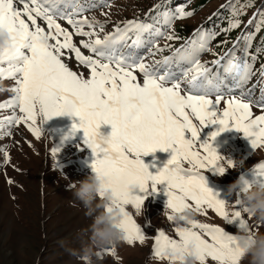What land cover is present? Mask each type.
<instances>
[{
    "label": "snow or ice",
    "instance_id": "1",
    "mask_svg": "<svg viewBox=\"0 0 264 264\" xmlns=\"http://www.w3.org/2000/svg\"><path fill=\"white\" fill-rule=\"evenodd\" d=\"M167 2L164 0L154 10L164 8ZM252 6L251 0L240 7L232 6L234 19L225 31L239 28V17ZM94 7L97 5H88L86 0H0V30L6 31L11 41L10 49L0 55V77L12 78L16 85L11 89L14 97L0 104V110H13L9 117L0 120V127L23 124L40 139L46 120L74 116L79 124H73L72 131H83L84 143L95 157L92 171L107 181L102 188H110L121 205H130L139 214L146 197L130 194L129 185H138L141 192H148L151 185L155 192L157 185L166 184L167 209L182 211L191 206L201 215L212 210L227 224L239 221V228L247 229L240 193L232 203L235 210L229 215L226 202L207 187L204 173L213 169L224 175L235 168L236 161L218 155L212 146L221 132L234 130L242 133L253 149L264 148V114L254 115V107L264 113V93L253 101L251 92L232 96L230 91L242 88L254 74L264 85V64L255 73L257 55H250L254 35L238 37L233 48L218 55L209 66L201 63L200 55L211 51L209 45L215 32L200 28L180 48L173 49L169 43L161 47L159 38L171 42L179 37L140 19L126 20L106 33L104 23L85 15ZM192 15L178 8L175 12H161L158 19L167 29L173 20ZM38 20L44 22L47 30ZM248 24H255L257 32L264 29V11H258ZM74 36L80 37L78 43L73 42ZM141 48H146L147 53H140ZM238 49L241 55H237ZM166 50L172 55L151 64L145 62L148 56ZM256 51L264 54V47ZM73 55L78 65L87 69V77L69 66L67 61ZM185 64L187 68L183 67ZM185 83L187 88L183 87ZM17 108L22 115L16 114ZM102 124L111 125L107 138L99 135ZM210 125H218L219 131L201 143L200 132ZM157 150H171L173 155L163 169L152 175L142 157ZM58 151L52 148L54 158ZM252 173L256 177L252 183L241 176V192L264 185V163ZM124 215L121 227L127 243H143L141 227L127 212ZM167 219L172 221V216ZM175 231L179 239H170L164 231L157 234V258L163 259L164 252H175L193 243L200 264H206L208 258L216 264H240L236 236L227 234L224 228L195 221L190 229ZM110 254L114 255V250Z\"/></svg>",
    "mask_w": 264,
    "mask_h": 264
},
{
    "label": "rangeland",
    "instance_id": "2",
    "mask_svg": "<svg viewBox=\"0 0 264 264\" xmlns=\"http://www.w3.org/2000/svg\"><path fill=\"white\" fill-rule=\"evenodd\" d=\"M200 0H189L183 8L191 11L193 15L185 19H175L171 28H165L160 19L161 12L168 10L175 12L177 8H170L171 0L164 8L154 10L164 0H86L88 5L96 4L97 7L89 8L85 15L105 24V32L111 33L117 24L126 20L140 19L148 23H154L163 31L174 32L179 39L171 42L163 38L158 39L161 47L165 43L171 44L173 49L180 48L185 41L194 38V33L200 28L216 33L215 39L210 42L211 51H205L200 55L201 63L211 66V61L218 58L233 48L237 38L250 33L253 25H249V19L256 15L257 9L263 0H259L253 10L244 9V14L239 17V28L225 31L229 28L230 21L234 19L232 11H228L225 20L219 22L212 17L232 0H210L202 8L194 9ZM85 2V0H82ZM107 3L109 6H100ZM22 7V6H21ZM47 30L42 20H38ZM62 26L69 27L61 22ZM103 35V33L101 34ZM147 38V37H146ZM80 37H73V42L78 43ZM131 43V41H129ZM241 49L243 41H240ZM66 51V50H65ZM89 54L87 50H83ZM124 51H129L124 48ZM142 54L147 53L146 48L138 49ZM250 55H254L251 52ZM217 54V55H214ZM237 50V55H241ZM172 51L166 50L156 56H148L146 63L161 60L162 57L171 56ZM69 66L78 73H84L87 77V69L78 65L74 55L67 61ZM254 72L258 73L261 62L256 60ZM187 68L188 65H183ZM163 70V69H161ZM174 70L179 72V69ZM216 71V69H213ZM222 71V70H221ZM142 80V77L138 76ZM259 75L254 74L246 85L231 88L232 96H239L242 92L252 93L250 99L259 100L264 93V85L259 84ZM231 84V81L228 82ZM15 81L12 78L0 77V104L6 103L14 97ZM187 88V84L183 85ZM227 96L228 93L226 92ZM223 107V105H221ZM12 109L0 110V120H4L12 114ZM17 115L19 109H15ZM264 114L254 107V115ZM73 124H79L74 116H58L46 120L42 125V135L37 139L23 124L0 127V264H81L75 253L66 250L72 249L78 252L81 248V239L77 234L86 230L92 221L86 217L84 209L78 203L73 202L70 191L71 182L82 181L93 174L91 164L95 157L84 143L85 137L82 130L73 132ZM111 125L102 124L98 129L99 135L107 138L111 135ZM219 131L218 125H210L200 132V142H205L213 132ZM217 154L233 161L239 160L241 166L228 169L224 175H218L213 169L204 173L207 187L218 194L217 198L226 203H234L228 197V188L243 176L249 183L256 177L252 170L257 165L264 163V148L253 149L250 141L242 133L234 130L221 132L212 142ZM59 151L54 158L52 148ZM6 154V155H5ZM171 150L163 152L157 150L148 156L142 157L143 163L148 166V171L156 175L171 159ZM167 185H157L152 192L149 185L148 192L134 191L132 194L144 199V211L139 214L130 205L128 210L144 232L143 243L139 241L133 244L125 243L114 250H107L101 254L98 264H165L154 255L155 239L160 231H164L170 239H179L176 227L167 219ZM234 211L235 209L232 208ZM239 210V209H238ZM251 230L264 232V226L258 225L250 217H245ZM197 221L211 226L224 228L229 235H235L239 230V221L227 224L212 210H207L205 215L197 213ZM61 240L67 241L62 247ZM206 264H216L210 258ZM242 264H247L243 261Z\"/></svg>",
    "mask_w": 264,
    "mask_h": 264
},
{
    "label": "clouds",
    "instance_id": "3",
    "mask_svg": "<svg viewBox=\"0 0 264 264\" xmlns=\"http://www.w3.org/2000/svg\"><path fill=\"white\" fill-rule=\"evenodd\" d=\"M11 47L8 33L0 30V55H3ZM241 163L236 161L235 168H239ZM102 184H107L94 172L82 181L71 182L70 191L73 202L78 203L84 209L86 217L92 223L88 229L77 234L81 239V248L78 252L66 248L70 253H75L81 264H98L101 254L107 250H115L119 246L127 243L126 232L121 227L125 220L124 212L129 215L128 206L121 205L114 197L110 188H102ZM242 182L231 184L228 188L230 200L237 198L240 193L242 215L250 217L256 224L264 226V185H254L248 191L241 192ZM139 190V186L131 184L128 191L132 194ZM122 208L124 211H122ZM110 209V210H109ZM226 210L231 215L232 203H226ZM144 211L141 208L140 212ZM197 210L188 207L182 211H172L168 209L167 216H172V222L176 229H190L191 224L197 221ZM235 246L240 250V264L247 261V264H264V232L239 228L235 234ZM58 243L62 247L67 241L61 240ZM160 261L165 264H200L195 244L190 243L178 251H167L162 254ZM159 264V262H158Z\"/></svg>",
    "mask_w": 264,
    "mask_h": 264
},
{
    "label": "trees",
    "instance_id": "4",
    "mask_svg": "<svg viewBox=\"0 0 264 264\" xmlns=\"http://www.w3.org/2000/svg\"><path fill=\"white\" fill-rule=\"evenodd\" d=\"M189 0H171L170 8L174 7V8H179L182 9L187 5ZM210 0H200L194 7V9L197 8H202L203 6H205ZM249 0H232L230 1L227 5H225L222 9H220L213 17L211 20H215L217 19L219 22H222L223 20H225L226 14L228 13V11H232V6H237L240 7L245 3H248ZM259 0H251L252 3V7H248L246 9L249 10H253L256 5L258 4ZM258 11H264V0L261 3V6L259 7V9H257ZM192 12V10L190 11ZM256 12V13H257ZM258 20V18H257ZM250 33H252L254 35V39L252 41V53H254V55H257V61L261 62V64H264V54H258L257 53V48H261L264 47V29H262L261 31L257 32L256 31V27L255 24H253V28L250 31ZM256 62V61H255ZM256 64V63H255ZM254 64V65H255Z\"/></svg>",
    "mask_w": 264,
    "mask_h": 264
}]
</instances>
